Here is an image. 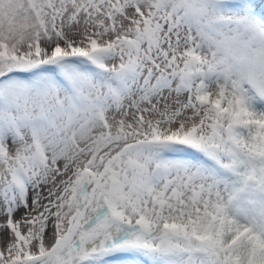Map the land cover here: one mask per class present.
<instances>
[{"label":"snow or ice","instance_id":"6c2138e0","mask_svg":"<svg viewBox=\"0 0 264 264\" xmlns=\"http://www.w3.org/2000/svg\"><path fill=\"white\" fill-rule=\"evenodd\" d=\"M0 264H264V0H0Z\"/></svg>","mask_w":264,"mask_h":264}]
</instances>
